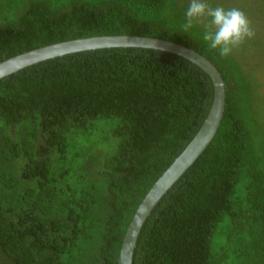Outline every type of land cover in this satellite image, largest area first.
Segmentation results:
<instances>
[{"label": "trees", "instance_id": "1", "mask_svg": "<svg viewBox=\"0 0 264 264\" xmlns=\"http://www.w3.org/2000/svg\"><path fill=\"white\" fill-rule=\"evenodd\" d=\"M205 2L249 18L255 5L262 38L244 42L254 54L240 45L221 58L202 24L184 32L190 0H0V61L60 41L132 34L190 47L220 71L217 132L146 218L132 264H264V66L256 62L264 0ZM212 99L204 70L153 48L72 52L1 78L0 264H117L136 208ZM99 122L108 125L105 144L95 138Z\"/></svg>", "mask_w": 264, "mask_h": 264}, {"label": "water", "instance_id": "2", "mask_svg": "<svg viewBox=\"0 0 264 264\" xmlns=\"http://www.w3.org/2000/svg\"><path fill=\"white\" fill-rule=\"evenodd\" d=\"M110 47L153 48L174 53L204 70L213 84V99L196 134L174 158L145 194L123 235L117 264H132L139 232L161 197L205 150L215 136L225 109V82L217 67L205 56L180 43L153 36L95 35L40 46L0 61V79L31 64L72 52Z\"/></svg>", "mask_w": 264, "mask_h": 264}, {"label": "clouds", "instance_id": "3", "mask_svg": "<svg viewBox=\"0 0 264 264\" xmlns=\"http://www.w3.org/2000/svg\"><path fill=\"white\" fill-rule=\"evenodd\" d=\"M185 16L184 32L196 23L202 24L203 40L221 58L230 56L246 39L255 36L249 19L239 8L212 7L205 0H190Z\"/></svg>", "mask_w": 264, "mask_h": 264}, {"label": "rangeland", "instance_id": "4", "mask_svg": "<svg viewBox=\"0 0 264 264\" xmlns=\"http://www.w3.org/2000/svg\"><path fill=\"white\" fill-rule=\"evenodd\" d=\"M237 0H231L230 3H232V5L236 2ZM253 3V2H251ZM228 7V6H227ZM229 8H237V7H229ZM247 13L249 14L250 18L248 17L250 23H251V27L253 28L254 32H255V37H260L262 38V31L261 30H256L254 27L256 26V21H253L255 18L253 17V15L256 17L257 16V12H256V8H255V5H250V6H247ZM252 40L250 41V44L253 45V40H254V37L251 38ZM261 44V43H260ZM252 45H245V43H243L240 47L242 48L244 46V49L246 51V53H249L250 51H252V49L254 50L255 47H253ZM263 47H262V50L264 52V44H261ZM250 50V51H249ZM253 52V51H252ZM249 53V54H254V53ZM258 63V65H261L262 67L264 66V53H262L258 60L256 61ZM264 73V72H263ZM263 73L262 72H258L259 76H261V90L264 91V80L262 79V76H263ZM264 110V109H263ZM262 121L264 123V112L262 113ZM98 129L96 130V134H95V138L98 139L99 141H103V139L105 138V136H109L110 135L108 134L107 135V131H108V125L104 124L103 122H99V126L97 127ZM103 144H105L104 142H102Z\"/></svg>", "mask_w": 264, "mask_h": 264}]
</instances>
